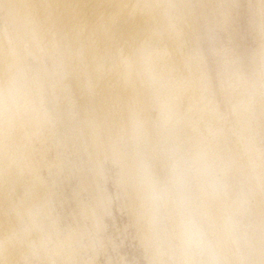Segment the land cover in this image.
Returning a JSON list of instances; mask_svg holds the SVG:
<instances>
[{
    "label": "bare ground",
    "instance_id": "1",
    "mask_svg": "<svg viewBox=\"0 0 264 264\" xmlns=\"http://www.w3.org/2000/svg\"><path fill=\"white\" fill-rule=\"evenodd\" d=\"M255 5L264 37V0ZM229 9L228 0H0V264L36 247L46 264L87 262L49 208L39 172L49 139L70 174L88 161L78 182L93 202L79 206L100 229L110 200L102 163L117 167L148 264H264V40L249 78L204 45Z\"/></svg>",
    "mask_w": 264,
    "mask_h": 264
},
{
    "label": "rangeland",
    "instance_id": "2",
    "mask_svg": "<svg viewBox=\"0 0 264 264\" xmlns=\"http://www.w3.org/2000/svg\"><path fill=\"white\" fill-rule=\"evenodd\" d=\"M234 1L236 3H234ZM255 4H256V0H228V5L230 8L229 10L231 11L227 10V13H230V15L231 14L232 15L231 16L229 15L230 18L228 16L226 20H223V18L219 16L218 17L219 22H217V25H215V29L213 28L211 30V34L208 36L210 39L206 37L205 38L206 41L204 42V45H206L207 41L211 40L212 45H213L212 48L213 47L217 48L213 50H218V52L220 51V56H221V53L225 52L223 53L222 59H224L225 57V59L227 60L228 58L230 59L228 61L233 60L234 63H236V66L237 64H238V67L241 66L239 68L243 69L241 71L245 72L246 73L245 75L248 78L250 77L252 73L251 67H250V57L255 54H257L258 56L262 55L261 51H259L261 50L260 48L262 46L261 45L262 42H259V41H262V38L264 40V37L261 36V33L259 34L260 32L259 28H257L259 20H257V17L253 16L254 11H255L254 9H256L257 7ZM216 6H218L217 11H220L219 8L222 9V6L219 7V4L215 5V7ZM231 6L233 7L231 8ZM220 19H222V21H220ZM223 22L225 24L227 23L226 26H224L225 24ZM224 28H227V29H224ZM259 37L261 40L259 39ZM258 46L260 48H258ZM208 51L209 49H206V52H207V53L205 52L206 55L210 53V51L209 52ZM257 52H260V54H258ZM208 61H209L210 66L208 64ZM213 63L214 61L212 60L211 55H207V64L209 66L208 68H210L209 70H211L209 71L211 75L210 82H212L211 83L212 85L214 84L216 86V87L214 86L213 87L217 91V92L215 91L216 95H218L215 99L217 100V103L219 104V106L222 107L221 109L224 110L228 102L227 100H226L227 103L225 102L224 100L225 98L223 97L221 91L219 90L220 89L218 87L219 79L217 78L219 77L218 75L219 72L217 71L219 70V68L215 66V63L214 64ZM248 74L250 75L248 76ZM245 75L244 77L246 78ZM217 87L219 89H217ZM49 106L50 105H43V107H46V109H48ZM73 107L72 109H74L73 111L75 112L73 113V119L77 120L80 117L78 112L75 111L77 109V105H74ZM47 144L51 146V150L47 153V155H45L46 160L43 159L46 165L40 168V171H39L40 176L43 179V181L46 182L45 184L49 187V189L51 188L50 190H52L53 192L52 194L53 198H52V201L49 202V208L50 210H52L54 214L53 215L54 217L53 216L52 217L56 218L55 225L58 227V232L60 231L59 233L61 236H63V234H66V233L71 234L72 236L75 235V239H73V243L71 241L70 244L72 247L76 246L75 247V250H77L76 256L78 257L81 256L80 258H82L84 262L87 261L85 262L86 264H88V262L90 264H148V257H147V254L145 253L146 251H144L145 248L139 239L140 234L138 233L136 226L133 224L130 218V215L128 213V210L122 201V198L119 193L120 186L116 184L115 179H114V177L117 175V167L109 160L104 161L102 163V167L106 172L105 173L106 178L105 177L101 178L100 185L98 186L101 188L100 191H102L104 194H107L110 200L107 206L105 207L106 209L104 208V211H102L103 210L102 208H99L98 210V217H99L98 220L100 221L102 218V220L100 221L101 222L100 225H102L100 229L99 228L100 226L95 225L94 223L92 224V221L94 219H91L88 217H85L83 219V217H81L79 202H83V203L85 202V204L87 205L89 203L90 206H91L90 202H93L91 201L92 199L89 196V190L92 187H90L89 189L88 188L86 189L83 186H81L78 182L79 176L83 170V166L88 165L87 163L88 161L86 160L85 156L82 155L81 158L78 159L77 163L79 162L81 163L77 164L78 166L76 165L75 173L70 174L69 170L67 168H64V166L60 163L61 162L59 161L60 158L58 160L57 159L58 157L54 155L55 154L54 142H51V140L49 139L47 140ZM36 145L37 147L39 146L38 148H40L41 146L39 142H36ZM53 161L56 164H54ZM52 162H53L54 167L50 165L52 164ZM47 165L48 166L50 165L49 167L51 168H49ZM93 189H95V186L93 187ZM56 195L58 197L55 198ZM37 215H36L37 223L40 224L41 222L42 224V220H40L42 219L41 215H38V216ZM22 218H21V222L23 221H25V223L29 222V218L26 215H24ZM94 221H96V219ZM75 223L77 225L79 224V227L76 226ZM93 225H95L96 227H94ZM40 226H43V224ZM93 228L95 229L97 228L98 230L97 229L95 230ZM78 229H79V232H78ZM45 230H46V233H49L47 236L50 235L52 238H55L56 235H55L54 229L45 227ZM82 230L84 231L82 232ZM73 231L75 232V234ZM97 231L98 233H96ZM82 233L85 235H83ZM76 236H77L78 241L76 240ZM49 241L47 243L48 248L49 250H53V246L51 245V242L49 243ZM92 248H95V249H92ZM79 249H82V250L79 251ZM34 252L37 255H35ZM27 255H26L27 258H23L27 260L21 259L19 260L18 264H46L45 259H43L44 257H43V254L40 248L36 247L33 253H30ZM30 255L32 256L30 257ZM41 260H44V262ZM54 261L56 262V264L61 263L60 259L57 258L56 256L54 257Z\"/></svg>",
    "mask_w": 264,
    "mask_h": 264
}]
</instances>
